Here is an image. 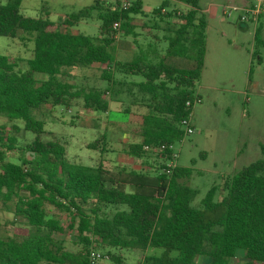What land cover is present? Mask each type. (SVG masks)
<instances>
[{
	"label": "trees",
	"instance_id": "obj_1",
	"mask_svg": "<svg viewBox=\"0 0 264 264\" xmlns=\"http://www.w3.org/2000/svg\"><path fill=\"white\" fill-rule=\"evenodd\" d=\"M179 1L189 9L168 13L178 21L166 27V53L160 55L149 47L127 62L117 58L121 41L117 35L135 33L132 14L142 12L143 0L127 9L119 0L114 7L91 4L61 21L23 15L22 0L0 3V36L31 33L35 43L26 72L0 55V116L23 121L25 131L36 136L18 149L17 140L0 126V203L6 206L16 198L15 215L32 229L27 236L0 242V264H91V253L98 245L164 251L159 257H145V264H197L199 258H207L208 264H237L240 251L244 264H264V145L261 160L224 177L199 207L192 206L197 191L188 185L193 170L166 165L173 161L174 145L184 140L194 105L201 101L196 86L207 54L208 18L200 0ZM168 5L167 0L154 14L161 20L169 17L162 11ZM93 9H99L102 21L99 36L75 33L74 26L90 17ZM116 22L121 25L118 30ZM263 28L261 21L256 31L259 42ZM96 65L106 66L100 78L105 87L71 82L78 71ZM38 74L48 79L38 80ZM124 95L133 97L124 106L125 114L136 107L146 111L139 117L141 140L130 146V155L142 159L157 153L162 162L151 167L154 172H113L102 163L85 166L69 159L60 142L42 140L45 123L34 116L42 107L70 108L82 100L86 110L107 113V96L123 104L118 99ZM98 143L88 147L98 150ZM15 150L31 159L23 158L19 165L7 162L6 151ZM219 191L223 198L215 202ZM47 204L72 216L71 229L81 252H66L56 240L65 232L49 218ZM107 255L122 264L120 257Z\"/></svg>",
	"mask_w": 264,
	"mask_h": 264
},
{
	"label": "rangeland",
	"instance_id": "obj_2",
	"mask_svg": "<svg viewBox=\"0 0 264 264\" xmlns=\"http://www.w3.org/2000/svg\"><path fill=\"white\" fill-rule=\"evenodd\" d=\"M8 0H0L7 3ZM98 1V3H97ZM122 4L136 0H119ZM167 0H143V9L139 14H132L135 33L125 35L119 32L121 41L117 49V58L122 62L132 61L146 48L157 50L164 55L168 41L164 39L166 27L173 26L178 19L169 12L187 11L189 6L179 0H168L170 5L162 10L165 17H157L154 10L160 8ZM251 0H200V7L206 12L207 54L201 80L196 86V95L201 103H196L185 127L186 136L173 148L176 167L193 170L188 181L189 187L197 191L193 207H199L208 192L222 183L223 178L234 176L250 164L262 159L261 146L264 145V28L261 41L256 40L258 24L241 22L243 7ZM117 0H22L21 11L25 16L48 18L61 21L65 17L78 13L91 4L107 8L114 7ZM233 7L240 9L234 10ZM225 9L231 15L225 14ZM174 13V12H172ZM90 17L78 22L73 30L90 36H99L102 21L98 18L99 9L90 11ZM173 15V16H172ZM159 24L155 27V24ZM121 27V25H120ZM33 34L20 32L18 37L0 36V55L10 58L18 69L26 72L27 62L33 58L35 47ZM106 66L96 65L92 69L77 72L74 83L85 86L105 87L100 78ZM38 80H47L48 76L38 74ZM134 97L137 91L134 88ZM133 97H120L117 103L109 101L107 113L86 110L82 100H76L70 108L64 106H44L34 116L45 123L46 134L43 141H58L66 147L67 156L76 163L92 166L102 163L113 172L149 171L160 164L157 153L151 152L142 159L130 155V146L140 142V116L146 111L142 107L133 108L131 114L124 113V106ZM0 126L6 128L9 137L17 140L16 147L35 140L36 136L24 129L23 121H10L0 116ZM188 127L193 133H188ZM99 141L98 150L88 146ZM149 151V150H146ZM7 152L6 161L19 165L23 158L31 159L22 151ZM170 165L171 161L166 162ZM1 165V162H0ZM26 196V194H21ZM223 198L218 192L215 202ZM15 201L8 205L0 203V242L24 237L32 233L27 222L15 215ZM46 209L50 219L59 223L64 229L62 236L55 238L62 243L66 252L79 253L82 245L78 243L76 231L71 229L72 216L49 204ZM107 212L111 213L107 209ZM20 234V235H19ZM102 255L100 264H116L107 254L121 258L122 264H145L147 256H161V249H150L146 252L108 249L96 246L92 253ZM91 253V254H92ZM173 255L176 256L174 252ZM237 264H244V252L238 253ZM197 264H208L207 258H199Z\"/></svg>",
	"mask_w": 264,
	"mask_h": 264
},
{
	"label": "built area",
	"instance_id": "obj_3",
	"mask_svg": "<svg viewBox=\"0 0 264 264\" xmlns=\"http://www.w3.org/2000/svg\"><path fill=\"white\" fill-rule=\"evenodd\" d=\"M130 6V3L126 1L125 3L122 4V7L124 9H127ZM234 10H238L240 8L238 7H233ZM244 14L241 16V22L247 23V22H253L255 24H260L261 21H264V0H251L249 4H246L243 7ZM225 14L227 16L231 15V11L228 9H225ZM120 23L116 22L114 23V28L119 29ZM196 103H201V101H198ZM190 105V103H188ZM189 125L187 123L186 127ZM193 129L191 127H188V133L191 134L193 133ZM172 148V147H171ZM148 149V148H147ZM162 150H165V146L161 148ZM176 158V155L173 154V159ZM175 164L173 161H171L169 168H175ZM103 260L102 255L98 253H92L90 257L91 264H100V262Z\"/></svg>",
	"mask_w": 264,
	"mask_h": 264
}]
</instances>
